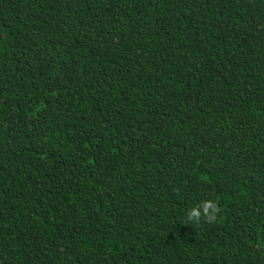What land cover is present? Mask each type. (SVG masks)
Returning <instances> with one entry per match:
<instances>
[{
	"label": "trees",
	"instance_id": "16d2710c",
	"mask_svg": "<svg viewBox=\"0 0 264 264\" xmlns=\"http://www.w3.org/2000/svg\"><path fill=\"white\" fill-rule=\"evenodd\" d=\"M0 264H264V0H0Z\"/></svg>",
	"mask_w": 264,
	"mask_h": 264
},
{
	"label": "clouds",
	"instance_id": "9594fccd",
	"mask_svg": "<svg viewBox=\"0 0 264 264\" xmlns=\"http://www.w3.org/2000/svg\"><path fill=\"white\" fill-rule=\"evenodd\" d=\"M220 212V208L216 202L211 200L204 201L197 207L188 211L185 223L194 222L199 223L203 217L207 222H215L217 214Z\"/></svg>",
	"mask_w": 264,
	"mask_h": 264
}]
</instances>
